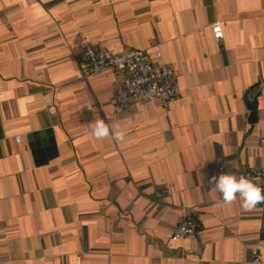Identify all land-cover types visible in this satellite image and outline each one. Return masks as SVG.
Segmentation results:
<instances>
[{
	"label": "crops",
	"instance_id": "1",
	"mask_svg": "<svg viewBox=\"0 0 264 264\" xmlns=\"http://www.w3.org/2000/svg\"><path fill=\"white\" fill-rule=\"evenodd\" d=\"M88 45L143 50L179 98L119 109ZM263 137L264 0H0V264H264V202L218 206L208 182L264 167ZM184 217L196 237L172 240Z\"/></svg>",
	"mask_w": 264,
	"mask_h": 264
},
{
	"label": "built area",
	"instance_id": "2",
	"mask_svg": "<svg viewBox=\"0 0 264 264\" xmlns=\"http://www.w3.org/2000/svg\"><path fill=\"white\" fill-rule=\"evenodd\" d=\"M211 29L213 37L221 40L223 37L221 22H213ZM81 59L83 69L88 75L105 71L119 74L120 81L113 95L114 103L119 109H128L143 100H160L170 103L179 98V89L172 68L152 62L143 50L125 49L118 53H112L88 45L82 49ZM15 140L19 142L20 137L16 136ZM259 145L264 147V137L259 139ZM208 169L211 176L218 175L224 171V165L213 162L208 165ZM247 177L253 179L264 189V167L249 169ZM257 178L259 179L257 180ZM153 195L155 198L161 199L169 196L170 190L156 188ZM196 234L195 219L184 217L173 227L171 239H194ZM253 262L258 263L259 259L253 256Z\"/></svg>",
	"mask_w": 264,
	"mask_h": 264
},
{
	"label": "clouds",
	"instance_id": "3",
	"mask_svg": "<svg viewBox=\"0 0 264 264\" xmlns=\"http://www.w3.org/2000/svg\"><path fill=\"white\" fill-rule=\"evenodd\" d=\"M89 127L91 134L97 140L111 139L119 143L123 142L127 135V130H121L120 125L110 126L103 119H95ZM208 182L213 190L220 194L217 200L218 206L232 204L239 199L242 201V209L250 211L264 202V189L253 179L238 175L235 171H222L218 175H213Z\"/></svg>",
	"mask_w": 264,
	"mask_h": 264
}]
</instances>
